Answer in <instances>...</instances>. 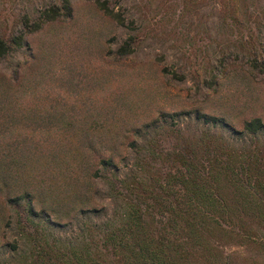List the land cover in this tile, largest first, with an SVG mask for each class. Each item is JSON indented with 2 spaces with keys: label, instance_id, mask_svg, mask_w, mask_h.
Masks as SVG:
<instances>
[{
  "label": "rangeland",
  "instance_id": "1",
  "mask_svg": "<svg viewBox=\"0 0 264 264\" xmlns=\"http://www.w3.org/2000/svg\"><path fill=\"white\" fill-rule=\"evenodd\" d=\"M64 1L0 0V38L23 37L0 59V151L14 150L19 159L8 162L17 172L0 182V264L24 262L31 253L8 197L50 207L53 220L65 217L64 227L46 228L50 245L72 239L83 221L112 219L95 153H112L119 178L137 173L141 146L154 139L166 151L179 137L215 133L237 152L255 143L264 156V134L253 142L243 132L245 121L264 124V77L250 68L264 53V28L257 33L248 15L264 0H107L123 25L93 0H68L70 18L30 29L44 9ZM124 43L132 52L121 59ZM196 113L233 131L196 121ZM160 115L179 131L177 141L165 126L152 127ZM8 163L0 155L1 175L12 171ZM78 205L99 214L81 220ZM255 229L264 243V226ZM261 243L215 241L227 264H264Z\"/></svg>",
  "mask_w": 264,
  "mask_h": 264
},
{
  "label": "trees",
  "instance_id": "2",
  "mask_svg": "<svg viewBox=\"0 0 264 264\" xmlns=\"http://www.w3.org/2000/svg\"><path fill=\"white\" fill-rule=\"evenodd\" d=\"M93 3L104 16L124 24L123 17L110 9L107 0ZM244 14L255 17V30L262 33L264 6H254L248 15L247 11ZM70 16V2L65 0L59 7L44 9L30 29L36 31L43 24ZM22 39L20 35L10 42L20 47ZM10 42L0 38V59L9 54ZM131 50L130 44L124 43L117 56L124 59ZM250 68L256 77H264V53L253 58ZM194 119L233 131L212 116L196 113ZM166 125L164 115L152 121L153 128L165 126L166 135L175 134L178 142L166 151L161 148V140L154 139L149 146L143 144L144 155L135 164V174L117 177L112 153H95L99 156L97 177L107 184L108 198L114 206L112 219L95 224L83 221L72 239L56 240L50 245L46 228L64 227L65 217L54 215L57 219L53 220L50 207L35 206L30 201L20 204L8 197L5 204L17 214L31 252L26 261L19 263L227 264L221 262L215 241L264 244L263 237L253 232L257 225L264 226V156L256 153V144L237 152L220 134L204 132L199 137L177 139L179 131H170ZM243 132L255 142L264 134V124L260 118L245 121ZM13 151H0L1 158L16 163L19 159H14ZM8 166L12 171L2 170L0 182L18 170L16 165ZM3 193L5 190L0 188ZM77 213L83 220L87 213L99 211L78 205Z\"/></svg>",
  "mask_w": 264,
  "mask_h": 264
}]
</instances>
